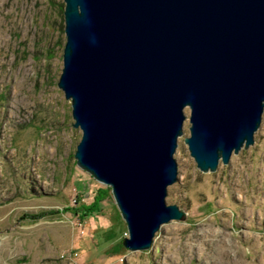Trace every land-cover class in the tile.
<instances>
[{"label": "water", "instance_id": "water-1", "mask_svg": "<svg viewBox=\"0 0 264 264\" xmlns=\"http://www.w3.org/2000/svg\"><path fill=\"white\" fill-rule=\"evenodd\" d=\"M58 86L82 130L77 165L114 197L131 250L187 212L168 203L185 142L214 172L255 142L264 114V0H64Z\"/></svg>", "mask_w": 264, "mask_h": 264}, {"label": "rangeland", "instance_id": "rangeland-1", "mask_svg": "<svg viewBox=\"0 0 264 264\" xmlns=\"http://www.w3.org/2000/svg\"><path fill=\"white\" fill-rule=\"evenodd\" d=\"M64 9V0H0V264H264V114L254 144L203 172L185 142V108L167 201L187 215L165 223L150 249L123 245L111 189L75 158L82 130L58 86ZM100 189L101 210L84 217L79 207Z\"/></svg>", "mask_w": 264, "mask_h": 264}, {"label": "trees", "instance_id": "trees-1", "mask_svg": "<svg viewBox=\"0 0 264 264\" xmlns=\"http://www.w3.org/2000/svg\"><path fill=\"white\" fill-rule=\"evenodd\" d=\"M106 193H107V189H100L98 195L94 197L92 203L82 204L81 207H79L80 210L79 212H81L84 217H90L93 216L94 214H97L102 208V201L105 199ZM69 208L70 207H68V209ZM74 210H78V208L76 207L74 208Z\"/></svg>", "mask_w": 264, "mask_h": 264}, {"label": "built area", "instance_id": "built-area-1", "mask_svg": "<svg viewBox=\"0 0 264 264\" xmlns=\"http://www.w3.org/2000/svg\"><path fill=\"white\" fill-rule=\"evenodd\" d=\"M125 236H128V232H127V230L125 231Z\"/></svg>", "mask_w": 264, "mask_h": 264}]
</instances>
